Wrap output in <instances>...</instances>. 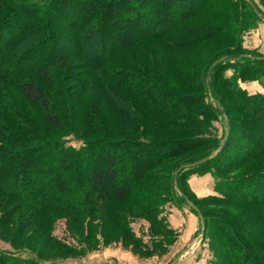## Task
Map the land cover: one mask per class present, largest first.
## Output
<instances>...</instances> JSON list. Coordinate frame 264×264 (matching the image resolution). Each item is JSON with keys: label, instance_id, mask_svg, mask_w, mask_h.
Masks as SVG:
<instances>
[{"label": "trees", "instance_id": "trees-1", "mask_svg": "<svg viewBox=\"0 0 264 264\" xmlns=\"http://www.w3.org/2000/svg\"><path fill=\"white\" fill-rule=\"evenodd\" d=\"M252 2L0 0V192L41 211L77 214L129 200L152 203L148 212L155 215L160 204L173 200L170 192L161 190L163 179L155 169L165 160L215 141L199 156L175 165L165 185L176 191L174 171L217 150L209 159L177 172L179 197L195 205L204 226L209 214L200 207V200L234 202L263 210L264 169L239 178L222 177L231 171L232 164L264 159V94L249 93L240 87L245 80L264 81V54L247 52L240 46L242 33L264 17V10ZM196 18L200 25L187 26ZM210 39L232 47L222 48L210 59L200 72V83L185 93L168 89L157 80L156 74L165 61L156 62L149 51L148 57L141 56L146 63L143 73L108 65L120 51L144 40L153 41L166 53L168 71L177 74L174 78L182 83L186 80L183 76L190 77L188 74L194 71L181 52ZM222 56L225 59L212 66ZM227 69L231 70L229 74L225 73ZM92 73L101 75H96L98 83L85 80ZM8 86L16 87L45 122L62 133L49 137L41 131L10 99ZM86 87L94 92L90 103L77 101L79 88ZM214 100L227 116L228 134L220 147L225 124ZM133 101L142 110H137ZM97 102H107L123 114L135 131L144 127L145 112L155 125L175 131L210 132L212 122L221 117L223 132L218 138L197 134L156 140L138 130L141 136H110L96 112ZM229 110L239 114L243 132H237V136L246 140L248 147L230 143L233 123ZM79 122L99 136L78 135L73 127ZM69 136L75 144L69 143ZM193 172L214 175L220 195L196 198L187 182L190 176L181 186L179 177ZM214 221L228 248L227 264H264V249L251 234L241 231L232 215L218 211ZM256 222L264 229L263 211ZM161 224L172 232L165 221ZM154 234L158 242L168 237L165 233ZM16 249L20 253L0 250V264H58L39 258L28 248Z\"/></svg>", "mask_w": 264, "mask_h": 264}, {"label": "rangeland", "instance_id": "rangeland-1", "mask_svg": "<svg viewBox=\"0 0 264 264\" xmlns=\"http://www.w3.org/2000/svg\"><path fill=\"white\" fill-rule=\"evenodd\" d=\"M252 1L264 10V0ZM191 25H200V19L196 18L193 22L187 24V26ZM229 46L231 44L221 42L218 39H210L202 46L195 45L187 48V50H183L181 54L186 59L187 65L194 71V74L189 73L190 77L183 76V79L186 80L182 83H178L177 78H174L175 74L173 71L172 73L168 71L166 65L167 55L161 51V46L153 41L144 40L129 49L120 51L108 65L116 69L120 66L143 73L142 67L144 69L146 63L143 62L144 59L141 56L144 54V56L148 57L147 52L149 51L152 59L157 60L156 62L162 63L165 61L156 74L157 80L168 89L185 93L194 85L197 86V83H200L198 80L199 75L204 70L205 64L221 52L222 48ZM240 46L244 51L264 54L263 21L256 22L254 26L242 33ZM133 64L134 67L132 66ZM230 72V69L225 71L227 74ZM96 75L94 73L89 74L85 77V80L87 82L98 83ZM38 84L44 88L40 81H38ZM240 87L249 93L264 94V81L261 79L242 81L240 82ZM7 89L13 103L24 109L28 117L41 131L49 137L53 134L58 136L62 133L52 129L39 112H37L34 105L21 96L16 87L8 86ZM79 91V96H76L77 101L90 103L94 92L88 90L87 87L85 89L79 88ZM132 104L137 110H142L140 105L135 101ZM80 105H82V102L79 103ZM95 109L101 122L106 125V131L110 136H141L137 132L138 130L139 132L144 131V137L156 140L193 137L197 134H210L218 138L223 132L221 117H217L212 122L210 132L199 129L175 131L155 125L153 121L149 120L144 111V127L139 126L135 131L133 126L130 125V120L124 117L123 114L113 110L107 102H97ZM228 114L233 123V134L230 143L248 147V142L237 136V132H243L239 114L234 110H229ZM73 131L82 137L99 136V133L84 128L82 122L75 123ZM67 139H70L69 143L75 144L70 136ZM214 144L215 141L209 146L199 147L177 157H172L169 160H165L155 169L160 173L159 177L163 179L161 182L164 184L161 190L168 191L173 196V200L160 204L159 211L155 215L148 212L149 208L151 209L152 207V203L137 204L129 200L111 206L91 207L77 214L56 213L48 210L41 211L32 209V207L26 205L23 206L16 202V200L8 198L0 192V250L17 252L18 249L16 248H28L32 254L34 253L39 258L56 261L58 264H79L83 260H87L88 264H169L177 255L176 251L179 250L182 244L190 242L193 245H200V251L197 253L198 260L200 261L199 264H227L228 248L224 247L223 238L217 232L214 221V217L218 211L232 215L241 231L251 234L256 240L257 245L264 249V229L257 226L256 222V217L261 216L264 209L260 210L245 205L241 206L234 202L219 203L213 200H200V207L209 215L205 218L204 231L198 242L195 240L201 233L202 225L200 217V223L198 225L193 224L196 229L190 236L183 234L184 231L187 232L186 228L188 225L179 227L175 232L168 222L172 209L181 211L184 218L185 211H189L190 213L194 211L188 203L186 204L179 197L181 193L177 190H171L169 184L165 185L166 176L170 175V170L175 165L194 159ZM230 169L231 171L223 174L222 177L226 179L239 178L246 176L250 171L264 169V159L257 158L242 162L241 164L235 163L232 164ZM205 174H209L211 179L209 178L203 181V184H200L201 187L198 190V195H204L198 196L196 195L197 193L195 194L190 190L191 193L200 199L206 196L220 195L214 186L216 177L210 173L201 175ZM191 175L197 174L193 172L186 176L182 174L179 177L181 186L184 187L186 178ZM124 220L126 221L125 223L123 222ZM162 221L167 223L168 228H171L172 232H168L162 227ZM191 224L190 226H192ZM151 233H165L168 237L158 242L154 236L155 234L151 235ZM186 236L188 237L186 238Z\"/></svg>", "mask_w": 264, "mask_h": 264}, {"label": "crops", "instance_id": "crops-1", "mask_svg": "<svg viewBox=\"0 0 264 264\" xmlns=\"http://www.w3.org/2000/svg\"><path fill=\"white\" fill-rule=\"evenodd\" d=\"M209 178L211 179V176L209 174H205L201 176L191 175L187 180L190 190L194 192L195 194L197 193L196 195H198V190L201 187L200 184H203V181H206ZM202 195H198V196H202ZM185 212L186 213H185V218H184V216H182L181 211H179L178 209H172V213H170L168 217V222L170 223L171 228L175 230V232L177 231L176 229H179V227H182V226L185 227L188 225V227L186 228L187 232L184 231L183 234L190 236L193 233V231L196 229L193 226V224L198 225L200 223L199 221L200 219H199V215L195 212H192V211L191 213L189 211H185ZM190 223H192L191 224L192 226H190ZM187 237L188 236H186V238ZM187 245L189 246L191 245V247L175 264H199L200 263V261L198 260L199 258L197 257V253L198 251H200V245H193L190 242H186L182 244V246L179 248L178 251H176V254H178ZM79 264H88V261L83 260Z\"/></svg>", "mask_w": 264, "mask_h": 264}, {"label": "water", "instance_id": "water-1", "mask_svg": "<svg viewBox=\"0 0 264 264\" xmlns=\"http://www.w3.org/2000/svg\"><path fill=\"white\" fill-rule=\"evenodd\" d=\"M249 1V3L251 4V5H253V2L251 1V0H248ZM262 21H263V23H264V17L262 16ZM245 56H248V55H245ZM225 59V57L224 56H222V57H219L217 60H215L213 63H212V66L214 65V64H216L217 62H219V61H222V60H224ZM206 83H208L207 81H206ZM214 103H215V105H216V107H217V109L219 110V112H220V115H221V117L223 118V120H224V124H225V129H224V134H223V138H222V140H221V143H220V145H219V147L221 146V144L224 142V140L226 139V137H227V134H228V124H227V116H226V114H225V111H224V108L222 107V105L217 101V100H214ZM217 150H215V151H213V152H211L208 156H206V157H204V158H200V159H198V160H196V161H194V162H191V163H186V164H182V165H180L175 171H174V186H175V188H176V190L179 192V193H181L179 190H178V188H177V186H176V182H175V176H176V174H177V172L180 170V169H182V168H187V167H189V166H193V165H196V164H198V163H200V162H202V161H204V160H207V159H209L211 156H213V154L216 152ZM187 201V203L193 208V209H195L197 212H198V215H199V217L201 218V225H202V228H201V233L196 237V242H198L200 239H201V237H202V234H203V231H204V224H203V221H202V217H201V215H200V213H199V211H198V209L195 207V205L190 201V200H186ZM191 247V245L189 246V245H187V246H185L170 262H169V264H175L187 251H188V249Z\"/></svg>", "mask_w": 264, "mask_h": 264}]
</instances>
